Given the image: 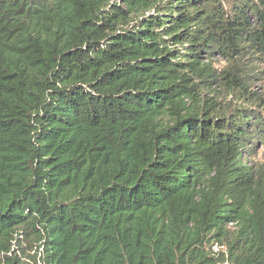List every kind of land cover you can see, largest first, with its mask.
Returning <instances> with one entry per match:
<instances>
[{"label":"trees","instance_id":"1","mask_svg":"<svg viewBox=\"0 0 264 264\" xmlns=\"http://www.w3.org/2000/svg\"><path fill=\"white\" fill-rule=\"evenodd\" d=\"M256 65L264 0H0V264H264Z\"/></svg>","mask_w":264,"mask_h":264},{"label":"rangeland","instance_id":"2","mask_svg":"<svg viewBox=\"0 0 264 264\" xmlns=\"http://www.w3.org/2000/svg\"><path fill=\"white\" fill-rule=\"evenodd\" d=\"M212 63H213V66L217 70H221L225 65L224 60H222L219 57L212 58ZM256 66H257V70H261V69L264 70L261 65H256ZM257 76H258V79L249 80L248 85L251 91L262 96L264 95V73H257ZM245 160L247 164L252 166L254 169L264 170V146H261L260 144H258L255 148L253 155L247 157ZM20 243H22L25 246L24 253H21L20 251L16 249V247H14L15 253H17L20 261L23 262L24 264L25 263L35 264L33 258L29 256H35L36 250L27 247L23 241H20ZM217 250L224 252L223 247H219L218 245L212 246L211 248L212 252H217Z\"/></svg>","mask_w":264,"mask_h":264}]
</instances>
